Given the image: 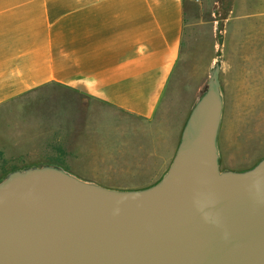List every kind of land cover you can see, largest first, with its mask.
Segmentation results:
<instances>
[{
    "label": "water",
    "instance_id": "95a60500",
    "mask_svg": "<svg viewBox=\"0 0 264 264\" xmlns=\"http://www.w3.org/2000/svg\"><path fill=\"white\" fill-rule=\"evenodd\" d=\"M222 62L155 184L120 190L40 163L0 180V264H264V158L222 170Z\"/></svg>",
    "mask_w": 264,
    "mask_h": 264
},
{
    "label": "crops",
    "instance_id": "0c3cea01",
    "mask_svg": "<svg viewBox=\"0 0 264 264\" xmlns=\"http://www.w3.org/2000/svg\"><path fill=\"white\" fill-rule=\"evenodd\" d=\"M187 4L0 0V127L11 131L14 108L19 119L40 115L51 125L74 124L77 100L87 101L86 108L94 100L108 117L149 136L152 157L161 159L152 170L165 174L179 144L167 145L145 123L157 116L182 60Z\"/></svg>",
    "mask_w": 264,
    "mask_h": 264
},
{
    "label": "rangeland",
    "instance_id": "374dc122",
    "mask_svg": "<svg viewBox=\"0 0 264 264\" xmlns=\"http://www.w3.org/2000/svg\"><path fill=\"white\" fill-rule=\"evenodd\" d=\"M187 3L182 60L157 116L145 124L167 145H178L210 70L221 61L220 165L247 170L264 158V0ZM87 105L77 100L74 124L58 125L46 124L40 115L19 119L14 108L11 131L0 127V180L13 170L47 163L114 189L137 190L156 182L164 172L152 170L153 160L159 168L161 159L152 157L149 136L124 119L108 117L101 103ZM60 110L62 115L65 109ZM37 134L42 140L36 142Z\"/></svg>",
    "mask_w": 264,
    "mask_h": 264
}]
</instances>
